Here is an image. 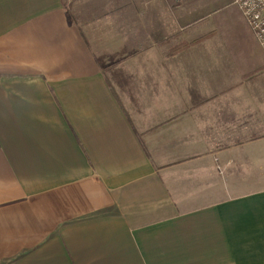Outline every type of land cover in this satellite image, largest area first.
I'll return each instance as SVG.
<instances>
[{
	"label": "crops",
	"instance_id": "0c3cea01",
	"mask_svg": "<svg viewBox=\"0 0 264 264\" xmlns=\"http://www.w3.org/2000/svg\"><path fill=\"white\" fill-rule=\"evenodd\" d=\"M233 6L0 0V264H264V52L224 39Z\"/></svg>",
	"mask_w": 264,
	"mask_h": 264
},
{
	"label": "built area",
	"instance_id": "2783aa9c",
	"mask_svg": "<svg viewBox=\"0 0 264 264\" xmlns=\"http://www.w3.org/2000/svg\"><path fill=\"white\" fill-rule=\"evenodd\" d=\"M233 4L241 10L264 52V0H233Z\"/></svg>",
	"mask_w": 264,
	"mask_h": 264
},
{
	"label": "rangeland",
	"instance_id": "374dc122",
	"mask_svg": "<svg viewBox=\"0 0 264 264\" xmlns=\"http://www.w3.org/2000/svg\"><path fill=\"white\" fill-rule=\"evenodd\" d=\"M233 5H234L233 8L232 7L229 8L228 11H233V9L236 8L237 12L235 15L231 14L230 20L227 21L226 27H224L222 33L224 32L223 33L224 39H226L232 44H235L236 43L235 39H237L238 34L243 31V27L247 23V21L245 20L241 10L235 4ZM200 42L201 40H197L196 43L199 44Z\"/></svg>",
	"mask_w": 264,
	"mask_h": 264
},
{
	"label": "trees",
	"instance_id": "16d2710c",
	"mask_svg": "<svg viewBox=\"0 0 264 264\" xmlns=\"http://www.w3.org/2000/svg\"><path fill=\"white\" fill-rule=\"evenodd\" d=\"M187 47H189L188 44H186V43H182V44L180 45V47H178V48L176 49V51H179L180 49H181V50H184V49H186Z\"/></svg>",
	"mask_w": 264,
	"mask_h": 264
}]
</instances>
